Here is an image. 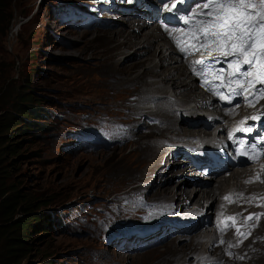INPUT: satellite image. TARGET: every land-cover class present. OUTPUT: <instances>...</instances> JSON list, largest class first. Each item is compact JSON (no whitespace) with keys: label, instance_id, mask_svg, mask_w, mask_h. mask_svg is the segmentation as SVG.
<instances>
[{"label":"rangeland","instance_id":"374dc122","mask_svg":"<svg viewBox=\"0 0 264 264\" xmlns=\"http://www.w3.org/2000/svg\"><path fill=\"white\" fill-rule=\"evenodd\" d=\"M155 1L149 0L146 3L147 0H109L107 4H110L109 9L111 6L123 7L126 13L133 9L132 7H138L134 8L133 16L137 18L134 24L144 26L148 15L141 10L149 11L148 7H152L151 4H155ZM91 2L95 3L97 10L101 9L100 4L106 5L105 0ZM156 4L158 8L150 16L154 26L162 24L160 11L165 9V1L160 0ZM51 6H56V0H12L10 3L12 17L3 36V42H0V48L8 53L3 58L4 65L1 66V69L6 70L4 75L16 83L29 77V87L39 98L36 105L40 108L39 112L44 114V118H39L36 122L42 121L38 123H45L46 128L44 130L34 128L32 132L23 136L20 139L22 141L20 152L14 158H20L15 163L18 179L23 184L27 183L26 186L41 181L36 184L51 195V204L47 207L52 214V220L49 230L45 233L51 247L46 263L264 264V220L259 223L260 219H264V215L254 217L250 214L248 217L251 218L248 219L247 211L254 210L253 207L230 209L222 220L215 213L217 200L203 202L199 212L192 207L197 194L188 201L192 208L179 207L178 202L181 199L168 204L169 210L159 208L153 209L155 212L148 210L145 214L135 208L137 205L134 204L129 192L131 187L140 183L149 185L152 182L156 183L153 189L149 188L147 191L145 189L146 196H151L152 191L156 187L159 188L165 179H174L169 184L174 185L186 173L188 177L195 176L208 183L205 186L210 187L213 182L198 175L197 167L188 174L182 169L184 165L178 162L165 174H152L139 179L149 157L143 156L137 144H129L122 137H116L118 129L121 128V125L118 127V121L123 118V112L115 107L99 110L96 107L98 104L102 107L101 101H98L99 96L93 95L95 100L92 98L90 100L88 97L91 93L90 86L83 81L84 78L95 81L96 89L100 83L106 85L105 88H109L108 93L111 96L122 95L124 82L134 81L135 72L122 76L114 65L104 62L101 56L103 45L94 37L95 32H105L108 28L126 25L127 14L122 13L120 8L111 12L96 11V15L104 18L101 19L102 25L75 32L55 22L50 14ZM173 37H176L175 34ZM0 51L1 57L3 52L1 49ZM164 53L168 55L169 51L165 50ZM125 54L126 52L119 53L112 60L116 66H119L117 63ZM157 59L158 57L155 60ZM126 61L128 60L124 59L122 62ZM144 76L147 81L153 77L150 73ZM2 78L0 82L5 81ZM106 82L109 85L105 84ZM140 85V82H135L133 91ZM96 100L98 102H95ZM262 101L261 105L264 108V100ZM135 105L139 104L135 102ZM234 106L241 108L240 104ZM201 110L205 113L203 109L197 112ZM149 121L140 116L137 125ZM204 121L206 122L203 119ZM87 125L89 127L106 125L109 128L110 142L96 148L76 146L73 132ZM214 125L211 123L207 129ZM16 138L17 136L15 140ZM208 142L209 140H206V143ZM181 158L180 155H174L171 162L179 161ZM214 163L211 166L219 168L221 162L217 159ZM245 165L248 167L250 164ZM263 188L264 186H260L258 189ZM217 197L221 199L219 194ZM145 206L152 205L148 202ZM235 210L238 212L232 215ZM56 214L61 216L58 215L56 219ZM259 214H264V210ZM234 219H236L233 224L234 234L227 231V228L223 230L224 226L222 229L219 228ZM249 224L252 232L250 235L245 233L249 238L238 245L239 249L232 250L228 240L222 237L228 234L234 236L242 226L249 227ZM205 232H211L209 234L214 236L212 237L214 240L208 241L210 245L207 247V256L200 257L197 252L206 244ZM155 233L160 235L159 241L158 236H154L157 242H147L148 244L140 242ZM126 235L137 240L139 245L137 249L128 250L127 246L130 243L123 242L122 239ZM220 240L224 242L221 243ZM196 242L199 249L192 251L191 247ZM117 243H121L120 247L116 245ZM242 244H245L243 248Z\"/></svg>","mask_w":264,"mask_h":264},{"label":"bare ground","instance_id":"6f19581e","mask_svg":"<svg viewBox=\"0 0 264 264\" xmlns=\"http://www.w3.org/2000/svg\"><path fill=\"white\" fill-rule=\"evenodd\" d=\"M111 4L113 5L112 2ZM151 6L148 7L149 11L141 10V12L148 15V20L145 21L144 26L134 24V21L137 20L133 16L134 8L138 9V7H132L133 9L128 13L123 11V7H110L111 10H119L120 8L122 13L127 14L125 16L127 20L126 25L122 24L117 28L114 27V29L108 28V31L106 30L105 32L94 33L95 39L99 40L103 45L101 56H103L104 62L111 64V66L114 65V68L122 76L133 72L136 74L134 81L124 82L123 90L120 89L123 94H119V96H113L114 94L111 96L108 93L109 88H105L106 85H101V83L97 85L96 89L95 81L84 78L83 81L90 86L91 93L88 97L90 100L91 98L95 100L93 95L99 96L98 101H101L102 104V107H100V104L96 105L99 110L105 107H115L123 112V118L118 121V127L121 125V128L118 129L116 137H122L129 144H137V147L141 148L143 156L149 157L139 179L142 176L146 177L152 174H165L177 162L183 164L182 169L189 174L193 172V169L201 161H206L207 172L197 173L202 178L207 177V180L213 183L210 187L205 186L208 183H204L195 176L188 177L186 173L174 185H169L174 179H165L160 183L159 188L156 187L152 191L151 196H146V191L149 188H154L156 183L152 182L150 185L140 183L135 187H131V192H129L132 195V199H134V204L137 205L135 208L146 214L148 210L168 209V204L177 199L183 200H179V207H191L188 203L189 199L198 194L192 207L198 211L201 209L203 202H209L210 199H213L214 202L217 200L215 213L222 220L224 214L230 212V209L233 208L251 209L253 207L254 210L247 211L248 213L250 212L249 215L261 213L264 210V188H258L264 186V154L249 163L248 167L246 165H243L245 166L244 168L238 167L237 165L239 164L231 163L227 160V154L224 151L226 142H219L217 137V134L221 132L224 126L222 120L232 117L233 114L230 115L229 113L240 107L236 108L238 105L233 107L232 104L222 105L219 97L213 94L210 89L203 90L202 82H213L221 78V76L216 75L218 70H209L207 63L212 59L211 54L193 56L194 49L190 45L197 47V42L190 41L187 35L180 38L178 32L175 33L176 37L174 38L172 34H169L168 29L166 30V26L161 24L152 25V17L150 18V16L157 6L153 3ZM120 11L115 12L121 13ZM144 28H147V30H144ZM178 40L180 41L179 46ZM185 46H188L187 53L180 50L181 47ZM130 49L133 51L130 52ZM165 50L169 51L168 55H165ZM122 52H126V54L117 63L119 66H116L112 60ZM156 57H158L157 61L155 60ZM124 59L128 61L122 62ZM200 60H203L205 64L196 63ZM128 62L129 64L127 65ZM148 73L153 76L149 81L145 80L144 76ZM201 73L207 75L202 76ZM135 82H140L141 85L133 91ZM105 84L108 83L106 82ZM253 85L258 89L264 88V85L259 82L253 83ZM255 98V92L252 89L247 100L241 99V108L245 107V111L257 110V114L264 115V108L261 105L263 104L264 95H260L258 99ZM98 101L96 100L95 102ZM135 102L139 105L136 106ZM200 109L205 110L206 113H203L202 110L197 112ZM183 115H188L189 117ZM208 115H210L209 118ZM140 116L150 121L138 126L137 123ZM203 119L206 122H203ZM210 122L215 125L207 129ZM174 123L176 127H174ZM214 130L215 133H213ZM213 139L215 142L210 143ZM178 140H190V142L194 143L186 146ZM206 140H209L207 144L211 145H204ZM260 148L264 150V142L260 144ZM174 155H180L182 158L179 161L171 162ZM217 159L221 163L219 168H214L211 165ZM234 166L237 167L234 168ZM190 184H193V186ZM181 185L184 186L181 187ZM218 194L221 197L220 200L217 197ZM148 202L152 206L146 207L145 205ZM153 212L155 211L153 210ZM237 212V210L233 211L232 215ZM253 216L255 217V215ZM263 220L260 219L259 223L261 224ZM234 222H236V219L229 224H222L219 228L222 229L221 227L224 226L223 230L227 228V231L234 234ZM241 224L248 225L245 222H241ZM247 225L242 226L238 233L243 231L250 235L252 230L250 224L249 227H246ZM205 233L206 244L202 250L197 252L200 257L207 256V247L210 245L208 241L214 237L209 234L211 232ZM238 233L234 236L228 234L222 237L228 240L227 242L230 243L232 250L239 249L238 245L249 238V235L246 238H242ZM154 236H158L157 241L160 240V235L155 233L145 240H140V242H157ZM122 239L124 240L123 242L130 243L127 246L128 250L137 249L139 246L137 240L132 237L126 235ZM198 245L197 242L194 243L191 247L192 251H197L199 249L197 248ZM241 246L243 248L245 244Z\"/></svg>","mask_w":264,"mask_h":264},{"label":"trees","instance_id":"16d2710c","mask_svg":"<svg viewBox=\"0 0 264 264\" xmlns=\"http://www.w3.org/2000/svg\"><path fill=\"white\" fill-rule=\"evenodd\" d=\"M11 1L0 0V42L12 17ZM0 49V78L5 80L0 82V264H47L51 243L45 233L52 220L47 207L51 195L36 184L41 181L23 184L15 173L20 158H14L23 136L34 128H46L38 123L42 121L36 122L44 114L36 105L39 98L29 87V77L16 83L4 75L1 66L8 53Z\"/></svg>","mask_w":264,"mask_h":264},{"label":"snow or ice","instance_id":"6c2138e0","mask_svg":"<svg viewBox=\"0 0 264 264\" xmlns=\"http://www.w3.org/2000/svg\"><path fill=\"white\" fill-rule=\"evenodd\" d=\"M177 2H182V0H177ZM197 7L201 11L193 12V16H203L205 18L197 20L198 31L195 30V26L193 29L188 30V39L207 41L211 37L217 42L215 51L227 49L223 52L224 58L245 57L243 60L234 59L229 61V67H233L235 70L230 75L238 73L241 77L250 76L252 73L247 70L242 71V66L247 65L248 68H251L254 62L259 61L256 80L264 84V79H261V77H264V0H203V3L197 5ZM182 19L186 24L189 21L187 15ZM169 34L171 35V33ZM177 43L179 46L180 41L178 40ZM190 46L194 50H198L195 45ZM206 46V43H200L201 48ZM180 50L187 53L188 46L181 47ZM196 63L204 64V61L200 60ZM237 83L239 82L237 81ZM248 86L249 89L254 88L252 81L248 82ZM240 87L243 88L242 85ZM231 91L237 95H242V92H236L235 89ZM255 91L264 95V88ZM222 98L230 99L229 97ZM251 119L255 120L257 117H251ZM241 123L243 124V121ZM240 130L251 131L252 129ZM253 215L264 214L257 213ZM250 218L248 217V219ZM239 235L245 238L247 236L245 233H239Z\"/></svg>","mask_w":264,"mask_h":264},{"label":"clouds","instance_id":"9594fccd","mask_svg":"<svg viewBox=\"0 0 264 264\" xmlns=\"http://www.w3.org/2000/svg\"><path fill=\"white\" fill-rule=\"evenodd\" d=\"M58 215H60V214H56V215H55V218H56V219L59 217ZM57 216H58V217H57ZM60 216H61V215H60Z\"/></svg>","mask_w":264,"mask_h":264}]
</instances>
